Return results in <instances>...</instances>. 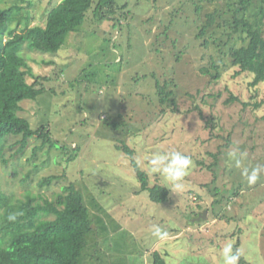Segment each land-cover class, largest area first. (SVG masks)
<instances>
[{"label":"rangeland","instance_id":"374dc122","mask_svg":"<svg viewBox=\"0 0 264 264\" xmlns=\"http://www.w3.org/2000/svg\"><path fill=\"white\" fill-rule=\"evenodd\" d=\"M60 1L0 0V7H23L13 14L18 32L43 25ZM114 1L110 17L89 10L57 53L21 51L51 90L24 99L18 115L32 129L46 127L55 147L33 158V137L22 154L6 150L1 188L22 197L29 174L27 188L53 199L72 183L92 225L80 264H155L154 251L165 264H236L233 246L250 264H264V83L252 87L250 73L236 74L226 51L241 44L238 35L214 23L206 49L195 38L205 13L215 12L219 23L231 18L232 0ZM211 62L218 81L200 70ZM152 76L168 82L176 111L170 101L159 104ZM231 94L240 100L226 104ZM124 144L149 186L170 190L167 201L153 202L140 189L130 156L117 147ZM211 153L213 168L199 165ZM49 175L58 177L38 187Z\"/></svg>","mask_w":264,"mask_h":264},{"label":"trees","instance_id":"16d2710c","mask_svg":"<svg viewBox=\"0 0 264 264\" xmlns=\"http://www.w3.org/2000/svg\"><path fill=\"white\" fill-rule=\"evenodd\" d=\"M194 3L193 9L198 13L202 6ZM229 6L233 7L232 16L223 19L222 23L216 21L215 12L205 13L206 20L197 26L195 38L206 49L207 32L214 23L220 28H226L228 36L238 35L241 44L230 45L226 54L232 65L238 67L236 74L248 72L252 75L249 84L254 87L264 83V0H232ZM252 7L257 10L250 15ZM22 8L17 3L0 7V162L5 166L8 163L6 150L16 146L12 157L22 154L30 138L39 139V143L33 147V158L38 150L55 147L46 127L32 129L29 122L18 115L24 99H35L41 92L51 90L44 85L49 80L48 76L32 75L29 72L21 51L27 49L57 53L68 33L83 25L89 10H92L93 15L110 17L116 12L117 4L114 0H61L47 12L43 25L35 24L15 32L12 26L13 14ZM200 70L208 74L211 81L220 78L219 67L214 62ZM152 77L155 78L159 104L163 106L170 101V110L176 111L168 82L161 83L155 76ZM29 78L32 80L28 81ZM239 100L231 94L225 103ZM118 125L114 123L113 127L117 128ZM206 127L210 131L214 128L212 117L206 119ZM117 147L130 156L140 189L148 190L153 202L167 201L170 190L159 183L149 186L147 173L140 169L133 158V151L125 144ZM75 150L67 156L66 162L74 159ZM209 157L207 164L199 160V165L213 168L218 160L216 153L209 154ZM33 166L37 167L35 164ZM11 175L17 176L15 171ZM28 176L21 180L26 184L22 197L0 186V264H80L87 246V235L92 232L90 212L82 193L70 183L60 193H56L53 199H46L27 188ZM57 177H40L38 187L49 186ZM232 253L236 264H250L236 246L232 247ZM152 256L155 264H165L158 251H154Z\"/></svg>","mask_w":264,"mask_h":264}]
</instances>
